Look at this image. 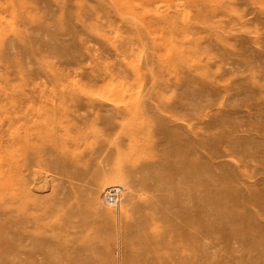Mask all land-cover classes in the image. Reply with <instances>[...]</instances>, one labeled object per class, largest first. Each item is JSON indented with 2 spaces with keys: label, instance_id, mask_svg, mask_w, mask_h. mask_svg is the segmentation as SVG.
I'll list each match as a JSON object with an SVG mask.
<instances>
[{
  "label": "rangeland",
  "instance_id": "rangeland-1",
  "mask_svg": "<svg viewBox=\"0 0 264 264\" xmlns=\"http://www.w3.org/2000/svg\"><path fill=\"white\" fill-rule=\"evenodd\" d=\"M32 143L52 149L24 168ZM174 146L203 169L177 192L187 262L264 264V0H0V264H31L11 219L25 182L88 232L82 260L140 263L147 204L187 172Z\"/></svg>",
  "mask_w": 264,
  "mask_h": 264
},
{
  "label": "bare ground",
  "instance_id": "bare-ground-1",
  "mask_svg": "<svg viewBox=\"0 0 264 264\" xmlns=\"http://www.w3.org/2000/svg\"><path fill=\"white\" fill-rule=\"evenodd\" d=\"M34 144L35 143H32V145H30L29 148L25 146V148H27L26 152L29 153V158L25 159V161L23 162L24 168H31L34 165L35 163L33 157L34 155L32 152L35 151L36 153H38L52 149V147L50 146L48 147V145H45L46 147L42 146L41 148L39 146L32 147L34 146ZM183 152H185V155L187 157L179 161L177 157L184 156ZM189 154H192L190 148L184 146L183 149H181L179 147L174 146V150H172L171 153V157H173V161H171V163L175 167V170L177 169L178 171H182L184 169V166H187L188 168L186 175L183 176L181 180L179 178L180 181L177 182L176 185L173 184L171 187L169 186L167 190L163 189L162 191H159L158 193L161 194L158 195L157 198L151 199V201L147 204L150 207L149 211L145 214V216L148 219L147 221L151 222L155 226L157 225V223H159L158 226L145 228V230L139 231L131 236L132 239L134 238L136 241L133 244V248L130 247V252L134 253L136 257L139 259L140 263L138 262V264H189V262H187V257L190 253L188 242L191 239L190 227L192 221L190 219L189 211L184 206V202L179 200V198L182 191L185 192L186 194H190L188 190H184L183 186L184 185L187 186L188 182L193 177L197 179L198 176L203 172V169L200 166H195L194 172L191 173V169H190L191 159L189 157ZM60 157L63 160L68 158V160H66L68 162H72V161L76 162L77 156L70 155L67 152L65 153L62 151L60 152ZM40 166L41 167L43 166V168L46 170L52 169V166L45 161L41 162ZM55 170L56 169L53 168V171ZM37 172L38 171L36 170V172L34 173L35 180L37 179L40 180L41 173L40 172L37 173ZM168 175L169 173L165 176V179ZM167 180L173 181L174 177L169 176ZM39 184L40 182L37 183V185ZM198 184L200 185L199 181ZM166 185L167 184H165L164 188H166ZM156 188L158 187L156 186ZM27 189H28L27 183L25 182L23 183V185L20 184L19 190L15 192L14 194L15 202L13 204V211H11L13 213L11 219H14L17 222L14 232L18 235L23 234L29 239L30 246L26 248V254L32 258L31 264H36L37 255L41 257L42 262H44L45 264H92V258L90 257V255L86 256V258L83 260L81 259L82 255L86 254V251L88 250L87 245H90V243L92 242V241H90V243L87 242L88 238L86 239V237L88 232L86 233V237L84 236L85 239L83 235H81L80 233L79 236H82L83 239H81V237L78 238L79 236H76V233L78 234L80 230H77V225L72 224L73 222L71 223L70 221L71 217L69 215H68L69 216L68 219H66L65 221L62 220L54 221L55 218L52 221L53 219L52 217L54 216L60 217V215L63 214L60 212L61 206L57 204L46 207L42 206V208L39 209L40 211H38V208L41 205H39V207L35 209V207H37L38 204L36 205L35 203L34 205L33 201L31 202L29 200V194H28L29 192L27 193ZM151 189L153 188L151 187ZM28 190L30 191L31 189ZM56 190L55 193L57 192ZM115 190L116 189H110V191L107 192V197L113 201H116L120 198L119 192ZM178 191L181 192H179L178 194L177 193ZM50 193L54 195L53 191H51ZM182 195H184V193H182ZM35 196L38 195L35 194ZM111 196H113V198H111ZM35 198L33 196V199ZM47 198H49V196ZM55 202L56 201H54V203ZM65 202L68 201L65 200ZM63 203L64 200L62 204ZM157 205L158 207L161 206L163 207L162 209L163 212L159 216L154 215L155 207H157ZM174 205L180 207L179 210L176 211L172 210L171 208ZM32 206L34 207L32 208ZM65 206H67V204H65ZM34 209L37 210L38 213L31 214L32 211H35ZM64 215L65 214H63V218H66L64 217ZM70 215H72V213ZM63 218L61 217V219ZM145 220L146 218L143 216L141 219H139V222L143 223L145 222ZM82 223H84V221ZM85 223L88 224V222ZM74 225L76 226V228ZM71 229H75L74 230L75 232ZM91 231L93 232V230ZM71 236H74L73 237L74 240L68 241L66 238L68 237L70 238ZM75 236L76 239L78 238L77 239L78 241L77 240L75 241ZM80 239L81 241H79ZM49 244H51L54 249L52 250L48 249L47 245ZM127 249L128 247L125 249V252H127ZM92 251L94 250L92 249ZM94 254L95 251L93 255ZM54 257H57L59 263H56L53 260Z\"/></svg>",
  "mask_w": 264,
  "mask_h": 264
}]
</instances>
